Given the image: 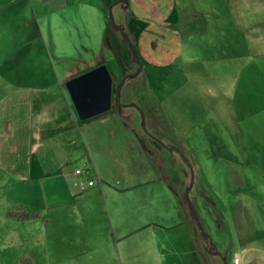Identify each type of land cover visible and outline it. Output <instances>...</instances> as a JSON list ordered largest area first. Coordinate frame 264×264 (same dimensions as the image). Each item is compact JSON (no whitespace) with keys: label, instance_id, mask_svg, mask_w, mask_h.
<instances>
[{"label":"crops","instance_id":"crops-1","mask_svg":"<svg viewBox=\"0 0 264 264\" xmlns=\"http://www.w3.org/2000/svg\"><path fill=\"white\" fill-rule=\"evenodd\" d=\"M122 1L0 0V29H22L20 36L15 33L20 39L15 58L7 63L31 71L26 76L15 73L0 91V193L16 195L18 202L8 208L40 214L24 224L41 225L63 241L75 236L107 243L65 251L67 264H96L94 258L112 257L121 263L111 251L113 243L126 247L146 237L143 245L150 242L148 251L121 250L123 264H139L141 258L145 264H183L184 258L192 264L194 253L187 247L197 250V243L180 193L157 171L143 139L117 108L80 121L65 83L103 65L107 41L113 48L112 30L124 34L128 48L134 43L142 67L172 66L188 36L180 29H242L236 18L234 25L225 21L227 27H218L217 21L224 19L218 11L184 24L191 15L189 3L206 2L211 10L225 3L223 10L230 12L239 0H125L127 5ZM245 1L264 7V0ZM181 7L186 17L178 14ZM169 122L175 131L174 122ZM133 142L150 166L148 175L134 172L124 160ZM157 189L168 199L166 205L172 202L179 210L182 221L177 226L169 224L167 214L161 217L159 206L147 214V190ZM49 227H56L57 233ZM175 231L183 235L184 249L177 240L172 245L169 235ZM196 254L200 264H207L199 250ZM76 258L81 259L71 261Z\"/></svg>","mask_w":264,"mask_h":264},{"label":"rangeland","instance_id":"rangeland-1","mask_svg":"<svg viewBox=\"0 0 264 264\" xmlns=\"http://www.w3.org/2000/svg\"><path fill=\"white\" fill-rule=\"evenodd\" d=\"M222 4L211 10L206 2L192 1L190 17L183 16L182 7L178 14L186 17L184 24L191 25L193 18L218 11L224 16L217 21L218 27H227L225 21L232 26L236 18L242 29H180L188 36L183 33V53L172 66L142 67L129 51L124 34L115 30L111 32L113 50L107 41L102 63L116 79L113 108L121 110L143 139L157 171L180 193L204 262L237 264L238 258V264H264V7L239 0L229 12ZM21 30L0 29V91L15 73L30 75L24 65L7 63L15 58L20 40L16 34L20 36ZM124 160L134 172L149 174L150 166L143 163L134 142ZM15 198L0 193V264H67L65 251L107 244L75 236L68 237L73 241H63L41 225L24 224L27 220L21 219L27 211L8 208L18 202ZM167 200L159 189L147 190V214L159 206L161 217L167 214L169 224L177 226L182 221L179 210L172 202L166 205ZM51 228L57 233L56 227ZM169 237L172 245L177 240L180 249L186 246L180 232ZM147 240L135 239L126 247L113 243L111 251L117 252L121 263L113 257L111 261L94 258L95 263L123 264L121 250L148 251L150 242L143 245ZM187 250L194 253L191 263L200 264L197 250L193 246ZM184 263L190 264L189 259L184 258ZM139 264H145L143 258Z\"/></svg>","mask_w":264,"mask_h":264},{"label":"water","instance_id":"water-1","mask_svg":"<svg viewBox=\"0 0 264 264\" xmlns=\"http://www.w3.org/2000/svg\"><path fill=\"white\" fill-rule=\"evenodd\" d=\"M114 84L113 76L106 65L66 81V89L80 121L92 120L112 110Z\"/></svg>","mask_w":264,"mask_h":264},{"label":"trees","instance_id":"trees-1","mask_svg":"<svg viewBox=\"0 0 264 264\" xmlns=\"http://www.w3.org/2000/svg\"><path fill=\"white\" fill-rule=\"evenodd\" d=\"M130 51H131V53L133 54V58L136 60V61H138V59H139V56H138V52H137V49H136V46L132 43V42H130ZM117 103L119 104V99H117ZM121 111V110H120ZM155 141V140H154ZM156 142H158V141H156ZM156 145L157 146H159L158 145V143H156ZM11 213H9V215H10ZM27 216L25 217H23L21 220L22 221H25V220H35V219H39L40 218V214L39 213H37V212H35V213H28L27 212ZM198 219V218H197ZM201 224V223H200ZM240 261H239V259L238 258H236L235 259V263H239Z\"/></svg>","mask_w":264,"mask_h":264},{"label":"built area","instance_id":"built-area-1","mask_svg":"<svg viewBox=\"0 0 264 264\" xmlns=\"http://www.w3.org/2000/svg\"><path fill=\"white\" fill-rule=\"evenodd\" d=\"M81 172H82L81 170H78V171H77V174H81ZM89 185H90V186H93V185H94V182H93V181H90V182H89Z\"/></svg>","mask_w":264,"mask_h":264},{"label":"flooded vegetation","instance_id":"flooded-vegetation-1","mask_svg":"<svg viewBox=\"0 0 264 264\" xmlns=\"http://www.w3.org/2000/svg\"><path fill=\"white\" fill-rule=\"evenodd\" d=\"M135 60V59H134ZM138 62V61H137ZM156 143H158V142H156V141H154V144H156Z\"/></svg>","mask_w":264,"mask_h":264}]
</instances>
